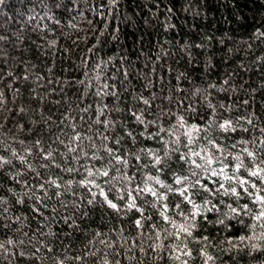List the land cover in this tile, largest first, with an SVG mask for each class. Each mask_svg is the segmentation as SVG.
Instances as JSON below:
<instances>
[{"label": "trees", "instance_id": "trees-1", "mask_svg": "<svg viewBox=\"0 0 264 264\" xmlns=\"http://www.w3.org/2000/svg\"><path fill=\"white\" fill-rule=\"evenodd\" d=\"M257 197L264 0L0 2V264H264Z\"/></svg>", "mask_w": 264, "mask_h": 264}, {"label": "snow or ice", "instance_id": "snow-or-ice-1", "mask_svg": "<svg viewBox=\"0 0 264 264\" xmlns=\"http://www.w3.org/2000/svg\"><path fill=\"white\" fill-rule=\"evenodd\" d=\"M0 2H2V0H0ZM136 119H137V120H140L141 117L137 116ZM193 127H195V126H193ZM221 127H227V125H222ZM37 143H39V141H37ZM185 146H187V145H185ZM173 150H174V151H179L178 149H173ZM49 155H51V153H49ZM166 155H167V153L165 154V156H166ZM193 155H194V156H199L200 153H198V152H193ZM251 155H252V153H249V156H251ZM181 157L184 158V161H185V163H186V162H187V158L184 156L183 153H181V156L178 157V159H180ZM207 163H208V164H211V160H207ZM155 164L160 166L159 169H158L159 171H163V169H164V167H165V165H166V161H165L164 157H162V156H157V157H156V160H155ZM181 167H183V164H181ZM197 167H200V165L197 164ZM68 170L71 171V169H68ZM221 171H223V169H221ZM215 174H216V173L213 172V175H215ZM89 175H92V173H89ZM98 175L101 176V177H105V178H107V177H109V172H108V171H100V172H98ZM251 175L255 177V176L258 175V173H257V172H252ZM185 179H187V177H185ZM49 183H53V184H54L55 181H49ZM156 183L159 184L160 181L157 180ZM176 183H177V184H180V183H181V181H180L179 178H177ZM239 183H240L241 186H243V185H245V184L247 183V181L241 180V181H239ZM223 188H224V185H223V184H220V185L218 186V188L216 189V191L219 192V190H220V189H223ZM169 190H171V189H169ZM140 191H141V192H144L145 190H144V189H141ZM147 191H148L149 193H151V195L158 197V199H160V200L165 199L164 197L159 196V194H158L157 192L153 191L152 189H148ZM203 191H205V192H209V189H208V187H207L206 185L204 186ZM187 192H188V189H184V191H183L182 193H179V195L184 196V197H185V201H187L188 203H191V204L193 205V208H199V205H198V204H196L194 201H192L190 197H187V195H186ZM225 194H230V195H233V196H237V195H238L237 190H236L235 188L226 189V190H225ZM99 195H100L101 197H104L105 202L108 204V207H110L111 209H114V210H119V206H118L116 203H113L112 200L109 199L107 196H105L103 189H101ZM129 195H131V194H129ZM119 199H125V198H124V197H121V198H119ZM256 199L259 200L260 203L264 204V198H262V197H257ZM91 202H94V201H90V203H91ZM163 207H164V211L167 212L168 209H169V205H164ZM174 207L179 208L180 205H179V204H176V205H174ZM229 207L231 208V211H232L233 213H235V214H237V215L239 214V213H237L236 208L231 207V205H229ZM127 208H128L129 210L140 211V209L137 207V205H136V203H135L134 201H133L132 203H128V204H127ZM197 214H198V213H196V212L191 213V215H193V216H194V215H197ZM161 215L163 216V213H162ZM164 219H165L166 222H171V217H167V216H165ZM255 219H256L257 221H262V220H264V211H262L261 214H260L259 216L255 217ZM134 223L136 224L137 228H140V227L143 226L142 223H141V221H140L139 219H135V220H134ZM220 223H224V221L221 220ZM192 227H195V223H194V222H193V223H189V224H187V225H181V226H180L179 228H177L176 230H177L178 232H182V233L187 234L188 236H191V235H192V232H191L190 229H191ZM239 239H240L241 242H243L245 239H251V237L241 236V237H239ZM253 247H255V245H253ZM185 254L187 255V253H185ZM209 259H210V258H209Z\"/></svg>", "mask_w": 264, "mask_h": 264}, {"label": "clouds", "instance_id": "clouds-1", "mask_svg": "<svg viewBox=\"0 0 264 264\" xmlns=\"http://www.w3.org/2000/svg\"><path fill=\"white\" fill-rule=\"evenodd\" d=\"M211 259V257H209Z\"/></svg>", "mask_w": 264, "mask_h": 264}]
</instances>
